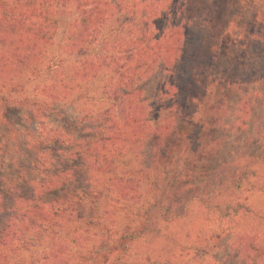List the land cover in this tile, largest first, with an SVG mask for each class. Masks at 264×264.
<instances>
[{"label":"trees","instance_id":"1","mask_svg":"<svg viewBox=\"0 0 264 264\" xmlns=\"http://www.w3.org/2000/svg\"><path fill=\"white\" fill-rule=\"evenodd\" d=\"M252 2L256 0H0L1 116L13 125L9 116L24 111L25 118L17 119L26 136L11 144L13 183L5 180L0 162V264H27L26 259L28 264L161 261L149 255L132 259L130 249L149 242L161 223L183 213L188 198L182 188L189 185L192 167L211 152L234 85L231 77L213 71L216 43L227 34H241L243 40L255 34L257 12L249 15V23L242 21ZM176 5L186 19L181 26L170 20ZM161 16L168 20L163 28ZM61 23L64 49L79 57L69 65L57 54H46ZM211 38L210 65L196 71L202 41ZM185 39L190 46L186 52ZM233 54L242 62V52L234 48ZM183 59L192 62L190 86L164 88ZM33 81L35 94L10 99ZM98 81L107 109L68 118L63 108L78 88ZM150 81L170 95L164 123L148 120ZM77 97L86 98L87 92ZM33 106L49 110L47 117H60V123L37 120ZM262 162L264 143L231 180L233 186L246 183L250 191L256 189ZM231 207L227 204L220 217H227ZM208 243L206 239L204 245ZM165 262L189 264L188 259Z\"/></svg>","mask_w":264,"mask_h":264},{"label":"rangeland","instance_id":"2","mask_svg":"<svg viewBox=\"0 0 264 264\" xmlns=\"http://www.w3.org/2000/svg\"><path fill=\"white\" fill-rule=\"evenodd\" d=\"M179 7L176 5L172 9L170 20L172 24L181 26L186 19L182 17L183 12H179ZM255 12V34L246 40L242 39L241 34L234 37L227 34L216 43L219 51L213 71L215 74L231 77L234 85L230 88L229 108L218 124L211 152L192 167L191 176L188 178L189 185L182 188L183 198H188L183 204V213L170 222L161 223L159 233L149 242L135 243L130 249L132 259L149 255L157 256L156 258L161 260L155 264H167L165 260L182 263L185 259L189 260V264H264V162L257 165V188L253 191L248 189L246 183L238 188L231 182L242 165L251 161L252 157L261 151L264 143V0L250 3L242 12V21L249 23V15ZM197 16L199 21L204 13L201 12ZM159 19L158 24L163 28L168 20L163 16ZM190 28L189 23L185 29L190 32ZM64 30L65 24L61 23L46 54H57L69 65L77 62L79 57L64 49ZM213 41L215 43L213 38L202 41L196 71L200 67L206 69L207 64L210 65L207 62L212 54ZM188 44L185 39V52L189 51ZM234 48L242 52V62L235 60ZM203 61L206 64H202ZM191 63L190 60H181L168 76L171 78L170 81L166 80L164 88L173 86L174 89L179 83L190 86ZM182 65L186 66V71H183ZM35 84L33 81L26 85L25 91L12 93L10 99L35 94ZM98 84L99 81L97 85L86 89L78 88L75 96L73 95L75 99L63 108L68 118L78 116L81 111L87 115L89 111L98 114L107 109L108 101L103 97V88L98 87ZM81 92H87V97L78 98ZM145 99L148 105V120L154 124L166 122L165 117L169 116L167 108L171 105L170 95L155 81H150L147 84ZM2 112L3 103L0 100V162L5 180L13 183L15 170L10 160L15 155V146L12 147L11 144H14V138L26 137L22 132L24 125L17 119L25 118V113L20 111L18 115H10L13 124L11 125L3 122ZM32 114L39 121L52 120L56 124L60 123V117L48 118L50 111L45 108L33 106ZM227 204L233 206L229 208L230 214L220 217ZM214 205L219 207L213 208ZM234 207H237L236 211H233ZM217 233L220 237L215 239ZM206 239H209V243L204 245ZM26 261L28 264V259Z\"/></svg>","mask_w":264,"mask_h":264}]
</instances>
